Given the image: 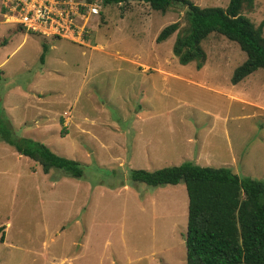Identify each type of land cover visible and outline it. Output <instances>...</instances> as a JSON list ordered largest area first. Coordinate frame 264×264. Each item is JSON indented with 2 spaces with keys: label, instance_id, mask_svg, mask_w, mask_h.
<instances>
[{
  "label": "rangeland",
  "instance_id": "374dc122",
  "mask_svg": "<svg viewBox=\"0 0 264 264\" xmlns=\"http://www.w3.org/2000/svg\"><path fill=\"white\" fill-rule=\"evenodd\" d=\"M0 2L1 11L13 5ZM99 7L80 46L0 23V109L16 136L82 168L79 179L42 174L0 142V264H184L183 185L130 182L129 170L194 162L200 151L205 167L264 181L263 70L231 85L245 54L217 33L200 42L199 70L179 65L171 48L188 27L182 7ZM240 15L264 39V0L242 5ZM173 23L177 30L156 43Z\"/></svg>",
  "mask_w": 264,
  "mask_h": 264
},
{
  "label": "trees",
  "instance_id": "16d2710c",
  "mask_svg": "<svg viewBox=\"0 0 264 264\" xmlns=\"http://www.w3.org/2000/svg\"><path fill=\"white\" fill-rule=\"evenodd\" d=\"M101 2L103 5L138 2L161 13L170 6L182 7L188 27L184 34L176 36L171 48L179 65L194 62L196 70H199L205 59L200 42L209 34L217 33L236 43L245 54V60L233 70L231 85L255 70L264 72L261 29L254 28L240 15L242 5L251 6L252 0H228L225 8H200L189 0ZM14 28L24 31L18 26ZM176 30V23L165 26L155 37V42L165 41ZM46 51L47 46L41 43L38 59L41 64ZM0 142L36 163L42 174L54 169L73 179L82 176V168L77 161L54 154L38 141L16 136L2 109ZM127 176L130 182L150 187L183 185L187 199L184 264H264V181L239 177L227 168L200 167L192 162L152 171L132 169Z\"/></svg>",
  "mask_w": 264,
  "mask_h": 264
},
{
  "label": "built area",
  "instance_id": "2783aa9c",
  "mask_svg": "<svg viewBox=\"0 0 264 264\" xmlns=\"http://www.w3.org/2000/svg\"><path fill=\"white\" fill-rule=\"evenodd\" d=\"M11 3L10 9L6 7L1 11L0 8V16L5 23L43 38H60L79 43L88 33V16L99 15L101 0L92 3H80L77 0H11ZM11 18H14L13 21Z\"/></svg>",
  "mask_w": 264,
  "mask_h": 264
},
{
  "label": "crops",
  "instance_id": "0c3cea01",
  "mask_svg": "<svg viewBox=\"0 0 264 264\" xmlns=\"http://www.w3.org/2000/svg\"><path fill=\"white\" fill-rule=\"evenodd\" d=\"M1 17V16H0ZM100 17V12H99V15L98 16H88V19H87V21L86 22H89L90 21V19L91 18H93L92 19V21H96V22H98V18ZM78 20V19H77ZM0 23H2V24H5V25H8V26H11V28H13V29H15L14 27V25L13 24H10V23H5L4 22V19L1 17V20H0ZM16 30V29H15ZM22 30H20L19 32H21ZM24 34H29V33H27V32H24V31H22ZM87 32L89 33V26L87 27ZM30 35H36L37 37H40V36H38L37 34H30ZM24 37L25 36H23V39H24ZM86 37V35H84V37H82V42H79V43H77V42H72V41H68V40H65V39H60V38H44L45 40H64V41H67V42H70V43H72V44H76V45H78V46H80V44L81 45H84L85 43H83V39ZM88 38V37H87ZM87 38H85V40L86 41H88V39ZM5 44H6V42H5ZM5 44H3V45H5ZM2 45V46H3ZM85 46H88V45H85ZM90 47V46H89ZM89 47H87V48H89ZM44 63V62H43ZM28 87V86H27ZM26 87V88H27ZM1 101V100H0ZM4 110V109H3ZM5 112V111H4ZM7 116H8V118L11 120V117H10V115L9 114H7V113H5ZM12 126V125H11ZM2 143V142H1ZM6 145V144H5ZM8 146V145H7ZM16 155H17V157H23V156H20V155H18L17 153H16ZM24 158H26V157H24ZM197 158V159H196ZM196 161H192V163L193 164H195V165H198V166H200V167H205V162H201V160L203 159H205V155L204 154H202L200 151H198V153H197V155H196ZM28 159V158H27ZM29 160V159H28ZM33 162V161H32ZM35 168V167H34ZM94 188V187H93Z\"/></svg>",
  "mask_w": 264,
  "mask_h": 264
}]
</instances>
